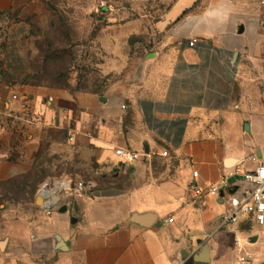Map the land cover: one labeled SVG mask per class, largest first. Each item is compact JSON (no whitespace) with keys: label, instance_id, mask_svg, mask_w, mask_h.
Wrapping results in <instances>:
<instances>
[{"label":"crops","instance_id":"crops-1","mask_svg":"<svg viewBox=\"0 0 264 264\" xmlns=\"http://www.w3.org/2000/svg\"><path fill=\"white\" fill-rule=\"evenodd\" d=\"M19 9L33 15L16 29L27 38L46 11L40 0H0V12ZM262 13L260 0H173L145 27L142 58L117 35L99 45L112 62L102 75L116 79L111 73L126 65L127 78L98 92L24 84L29 58L13 38L4 61L13 81L0 85V117L25 116L2 129L0 183L25 176L47 146L77 160L65 178L95 190L50 215L38 204L40 185L5 198L0 264H240L241 257L264 264V225L223 228L227 203L193 193L233 186L235 170L264 158V96L234 101L243 62L264 66ZM117 148L141 157L120 163Z\"/></svg>","mask_w":264,"mask_h":264},{"label":"rangeland","instance_id":"rangeland-1","mask_svg":"<svg viewBox=\"0 0 264 264\" xmlns=\"http://www.w3.org/2000/svg\"><path fill=\"white\" fill-rule=\"evenodd\" d=\"M40 1L46 11L42 28L29 25L27 38L21 29H16L31 23L33 15L23 14L20 9L0 12V85L13 81L6 73L4 61L15 44L12 39L17 37L22 39L29 58V74L23 79L26 85L98 92L111 81H118L117 77H123L126 81V65L120 66L121 71L111 73L115 74L116 79L102 75L101 66H112V62L99 51V45L117 35L121 43L136 46V57L142 58L146 42L145 27L149 30L173 0ZM101 2L105 3L103 8L99 7ZM260 4L264 21V3L260 1ZM129 26L135 28L132 35L126 32ZM261 64L250 59L243 62L237 77L236 104L241 100H263L264 66ZM11 121L10 118L0 117V135L6 126L12 130L16 128ZM77 168V160L69 152L41 146L37 160L25 176L16 181L0 183V217L5 198L19 199L46 181L65 179L66 172H73Z\"/></svg>","mask_w":264,"mask_h":264},{"label":"built area","instance_id":"built-area-1","mask_svg":"<svg viewBox=\"0 0 264 264\" xmlns=\"http://www.w3.org/2000/svg\"><path fill=\"white\" fill-rule=\"evenodd\" d=\"M264 3V0H260ZM105 6L104 2L99 4L100 8ZM193 46V42H189ZM124 108V107H122ZM24 115H10L9 117L22 121ZM115 156L120 163L130 164L141 157L137 152L125 148H117L114 151ZM162 156H166L163 152ZM256 162V167L252 170L241 171L237 169L234 175L240 176L238 182L233 186L224 188L221 184L209 186L205 189L195 187L193 193L195 196H202L207 193L217 194L229 209L221 216V227L226 228L238 222L254 223L261 227L264 225V158H251ZM95 184L93 182H84L73 178H65L56 181L44 182L38 190V196L42 198V205L46 215H50L53 210L61 206L68 205V201L73 196H80L85 192L93 195ZM66 203V204H65ZM172 219H168L171 222ZM240 264H248L244 257L239 259Z\"/></svg>","mask_w":264,"mask_h":264},{"label":"water","instance_id":"water-1","mask_svg":"<svg viewBox=\"0 0 264 264\" xmlns=\"http://www.w3.org/2000/svg\"><path fill=\"white\" fill-rule=\"evenodd\" d=\"M37 201H38V204H39V202H41L42 201V198L40 197V196H38L37 197ZM65 207H63L61 210H60V212H64L65 211ZM74 221V220H73ZM133 222H135V219L134 220H132ZM1 246H2V244H1Z\"/></svg>","mask_w":264,"mask_h":264}]
</instances>
